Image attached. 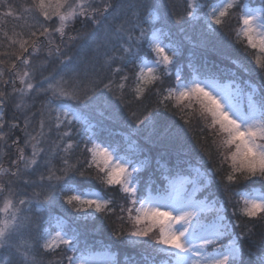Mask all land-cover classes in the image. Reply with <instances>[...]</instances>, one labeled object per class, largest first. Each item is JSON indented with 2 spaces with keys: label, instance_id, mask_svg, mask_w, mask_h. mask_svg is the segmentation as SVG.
<instances>
[{
  "label": "snow or ice",
  "instance_id": "1",
  "mask_svg": "<svg viewBox=\"0 0 264 264\" xmlns=\"http://www.w3.org/2000/svg\"><path fill=\"white\" fill-rule=\"evenodd\" d=\"M255 3L259 7L254 0H185L184 12H173L176 25L204 27L213 53L198 63L189 60L192 75L186 79L174 71L178 48L161 41L158 31L147 38L143 13L157 8L166 18L158 2L27 0L22 6L0 0V16L30 21L26 32H4L14 50L0 60V250L15 249L20 264H114L77 255L81 233L53 215L59 208L73 224L112 219L115 239L127 236L163 253L168 259L159 264H241L242 244L251 233L237 231L239 218L264 223V195L236 191L257 183L264 188V0ZM117 7L118 25L105 26ZM77 24H91L92 32ZM232 36L243 57H255L258 67L245 75L254 72L257 82H218L223 62L236 63L224 42ZM74 47L80 55L72 54ZM41 59L57 65L51 74L38 72ZM107 95L126 106L155 101L152 115L131 114L137 129L156 133L142 149L144 159L122 155L119 145L104 138L102 122H91L94 106ZM186 108L197 117L195 124L184 119ZM194 129L195 146L188 140ZM154 150L159 182L142 175ZM190 155L204 169H195L196 182L185 174ZM214 185L220 194L209 209L208 197L198 199V193ZM41 208L47 227L34 214ZM26 234L35 239L21 250L15 240ZM260 245L264 250V239ZM143 259L157 264L155 257ZM258 259L264 264V256Z\"/></svg>",
  "mask_w": 264,
  "mask_h": 264
},
{
  "label": "trees",
  "instance_id": "2",
  "mask_svg": "<svg viewBox=\"0 0 264 264\" xmlns=\"http://www.w3.org/2000/svg\"><path fill=\"white\" fill-rule=\"evenodd\" d=\"M103 2H105V0H97V3ZM113 2L118 3V0H113ZM145 2L149 5L158 2L159 5L164 8V12L166 14V18L162 20L161 12L157 8L151 7L143 13L146 20L144 27L147 32V38L149 40L151 39V33L153 31H160V33L163 34V37H165L166 41H169V43L176 46L182 55L179 63L176 64L174 71H178L181 73L182 77L190 79L192 73L187 67L189 60L198 63L205 55L213 56V53L209 50L207 33L205 32L204 27L189 24L181 27L180 25L175 24V16L173 15V12L182 14L185 10V0H145ZM15 3L23 6L27 4V0H15ZM257 5L259 4L255 3L254 0V6ZM156 12L160 13L159 21H150V18ZM149 13H152V15L150 16ZM113 17L116 19L114 20ZM120 19L121 12L117 7L115 11H110L107 21L105 22V26H108L110 23L114 27L118 25ZM149 25H153L154 27L150 28ZM29 27L30 21L27 19V17L17 20L14 18H5L0 16V60H6L7 57L5 54L14 50L8 47L9 42L4 36V32L12 35L14 32H26L28 31ZM77 28H83L89 33L92 32V25L90 24L82 25ZM100 32L102 33L103 29H100ZM234 41V36L230 38H224L225 44L230 46L228 51L232 53V59L235 60L236 63L234 64L228 60L223 62V72L219 75L218 82L230 83L235 81L242 83V78L251 79L253 83L257 82L258 77L254 74V72L251 77L245 75L246 72L252 71L258 67L255 65V57H252L251 59L243 57V54L238 52L241 46L239 44H235ZM144 50H147V45H145ZM71 51L73 55H80L78 48L74 47ZM145 60L147 61L148 58L145 57ZM237 65H239V67ZM116 66L119 65L116 64L113 66V68ZM36 67L39 73H42L43 75H49L52 73L53 69L57 67V65L55 63L49 64L46 60L41 59L37 61ZM232 73H235V76H233ZM128 74L131 76V73ZM38 78H42V76H39ZM134 87L135 85H130L129 93H131V90ZM146 95L148 94L146 93ZM130 99L131 96L129 94V96L126 97V100ZM28 107H30V105ZM154 108L155 101L152 99L145 100L143 105L132 102L130 106H126L124 103H121V101H119L116 96L107 95L105 99L100 100L94 106L92 115L97 116L98 114L101 115L102 113L101 119H96V121L102 122L104 126V138L110 140L114 144L119 145L122 150L121 154L125 155L128 159L139 161L144 159V153L142 152V149H144L147 142L150 139L155 140L157 137L156 133H154L151 127L140 126V128L137 129L131 114L132 112H136L137 115L141 116V118H144V116L152 115ZM98 110H101V113H98ZM157 115L160 114L157 113ZM183 116L184 119L192 121L193 124H195L197 121V117L192 113L190 108L184 110ZM174 119H179V116L175 117ZM196 131H198V129H194L193 133L188 136V140L193 146L196 145V141L192 139V135H194ZM218 139L221 140V138L216 137L217 143H219ZM196 152H200L199 147H196ZM157 154L158 153L156 150L149 154L152 158V163L150 167L143 170L142 175L145 181H147L151 176L152 178L157 179V182H159L158 174L153 175V170L156 167L155 157ZM200 155H203V153H200ZM188 159L191 169L185 174L189 175L191 178H195L197 176L195 169L199 167L201 172H203L204 169L201 166V161L194 155H190ZM229 171L230 169L227 165H225V174ZM76 179L79 180L80 178L77 177ZM217 179H220V177H217ZM91 183L95 185L96 190H100L102 187L97 181H91ZM253 190H261L264 194V188H262L258 183L254 185L253 189L243 186L236 189L237 192H242L243 194L250 193ZM219 194V186L214 185L208 192L199 193V197L200 199H204L205 196H207V202L213 204L216 196ZM234 199H238V197H234ZM240 207H243L242 201L240 203ZM34 214L35 216L41 218L40 222L42 224H44V221L48 218L46 210L43 208L35 211ZM53 215L59 217L60 220L64 222L66 227L77 228L81 233L80 252H78L77 255L82 254L83 256H93L97 254H107L112 257L114 264H147V261L143 259L145 256L148 257V260H151L153 257H155L157 264L168 259V257L163 253L157 254L145 245L140 243L132 244L130 241L128 242L127 236L119 240L115 239L112 235V232L114 228L118 227V225L114 224L112 219L99 217L95 220L80 221L78 224H73L71 219L66 218L61 214L59 208L53 209ZM72 215L75 216L77 214L73 213ZM97 215L99 216V214ZM213 215L214 212L208 213L209 218H211ZM55 222L56 221H53V224H55ZM238 222L240 224V228L237 229V231L251 233V238L242 244V253L239 257L241 264H260L258 257L264 256V250L261 249L260 245L261 240L264 239V223L249 222L247 218L242 216L239 218ZM44 226L47 227L46 224H44ZM128 229V227H125V232H127ZM34 239L35 234H32V236H28L26 234L24 236L18 237L15 240V244L17 247H20L21 250H26L28 245L32 243ZM0 254L3 258L6 257L9 260V264H20L21 258L15 249H3L0 251ZM44 264H47L46 259Z\"/></svg>",
  "mask_w": 264,
  "mask_h": 264
},
{
  "label": "rangeland",
  "instance_id": "3",
  "mask_svg": "<svg viewBox=\"0 0 264 264\" xmlns=\"http://www.w3.org/2000/svg\"><path fill=\"white\" fill-rule=\"evenodd\" d=\"M256 7H259V5H257ZM159 19H160V13H158V12H156V13H154L153 14V16L150 18V21H154V22H157V21H159ZM91 25V24H90ZM79 26H82V25H80V24H77L76 25V27H79ZM159 33V37H160V40L161 41H163V42H165V43H169V41H166L165 40V37H163V34L162 33H160V31L158 32ZM167 50V49H166ZM257 55H261V54H259V53H256ZM149 63H150V61H148ZM229 82H225V83H220V84H222V85H226V84H228ZM186 109H189V108H186ZM98 113H101V110H98L97 111ZM92 115V114H91ZM101 116H102V113H101V115H97V116H93L92 115V119H91V122L93 123V122H96V119H101ZM95 117V118H94ZM95 119V120H94ZM219 140V139H218ZM220 141V140H219ZM5 166H7L6 164H5ZM188 178L189 179H191L192 181H194V182H196V181H198L199 180V175L197 174V176L195 177V178H191L189 175H188ZM250 193H253V194H255V195H257V196H259V195H264L263 193H262V191L261 190H253L252 192H250ZM249 193H245L244 195H248ZM198 199H200V197H199V193H198ZM207 205H208V207H209V209H211L212 207H213V204L211 203H209V202H207ZM0 207H3V201H0ZM213 211H209L208 213H212ZM208 213H207V216H208ZM2 216H3V214L2 213H0V218H2ZM129 229L127 230V231H130L131 230V228L130 227H128ZM54 234V233H53ZM128 242L130 241L129 240V238H128V240H127ZM211 246H209V249H208V251L209 252H211ZM1 251V250H0ZM84 258L85 259H93V260H96V261H107V260H112V257L110 256V255H107V254H97V255H93V256H84ZM0 264H9V260L6 258V257H2V255L0 254Z\"/></svg>",
  "mask_w": 264,
  "mask_h": 264
}]
</instances>
